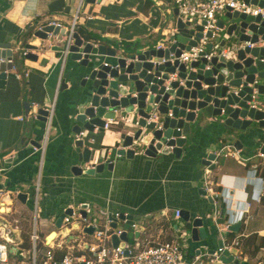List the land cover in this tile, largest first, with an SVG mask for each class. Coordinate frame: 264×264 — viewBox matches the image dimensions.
Segmentation results:
<instances>
[{
    "label": "crops",
    "instance_id": "crops-1",
    "mask_svg": "<svg viewBox=\"0 0 264 264\" xmlns=\"http://www.w3.org/2000/svg\"><path fill=\"white\" fill-rule=\"evenodd\" d=\"M146 1L0 0V45L9 44L14 51L27 45L38 48L32 52L36 61L21 58L6 73L7 80H0V167L4 169L0 173V188L9 192L8 197L0 200V221L10 220L19 228L12 236L10 264H21L18 248L22 249L24 237L31 231L30 226L29 232H24L22 222L30 219L32 223L30 206L36 186H41L44 194L41 216L50 221L45 234L52 230L50 223L54 218H60L66 208L77 204L112 212L130 211L140 220L159 219L163 212L173 217L179 209L194 217H213L215 227L211 231L216 228L218 236L212 238L206 250H216L218 240H238L240 246L234 251L236 264H264V197L260 202L251 199L253 190L264 187V183L255 182L254 165L259 163L245 165L236 158L224 157L211 172L201 164L207 155L219 152L222 143L234 147L221 127L208 123L204 129H196L192 137L187 136L180 159L171 154L157 158L137 155L115 164L113 172L104 171L94 177L79 176L73 171L76 166L88 167L79 163L73 133L76 106L85 92L81 87L84 75L74 62L68 60L64 69L55 51L48 47L40 49L44 43L33 37V32L37 26L51 21L68 26L80 10L78 29L101 39L96 42L105 47L118 53L124 45L151 48L163 33H168L174 11L166 16L151 0L152 6L146 9ZM102 61L111 60L104 57ZM24 72L28 73L24 79L17 77ZM62 76L67 88L54 94L55 114L44 148L46 123L26 115L24 104H31L30 112L47 108L54 100L49 99L46 88L56 90ZM118 134L110 130L89 135L90 147L96 153L94 162L105 160L107 150L115 153L120 141ZM32 141L43 147L31 146ZM199 173L202 177L197 176ZM201 189L211 192L204 197L199 193ZM18 192L28 195L25 203L15 196ZM207 197H216L212 198L214 204ZM221 208L226 210L224 218ZM232 226L235 229L230 232ZM169 235L174 237L173 233ZM184 250L191 257L195 247L187 244ZM22 253L27 255L25 249Z\"/></svg>",
    "mask_w": 264,
    "mask_h": 264
},
{
    "label": "water",
    "instance_id": "water-1",
    "mask_svg": "<svg viewBox=\"0 0 264 264\" xmlns=\"http://www.w3.org/2000/svg\"><path fill=\"white\" fill-rule=\"evenodd\" d=\"M170 1L167 0V2ZM249 1L245 0L246 3ZM252 4L263 7L264 0H260L259 3L254 0ZM174 14L177 15L178 12L174 11ZM233 20H238V22L231 23ZM260 22V17L254 18L229 12L226 19L219 23V26L220 28L227 27V35H232L233 32L240 34L246 29H250L254 32L252 39L241 35L239 40L258 43L260 37L264 39V22L259 27L257 24ZM177 27L180 31L177 45L165 51L144 50L145 48L140 45L133 47L124 45L119 49L124 52L125 58H116V49L107 48L102 44L95 47L94 42L102 41L99 38L86 40L78 34L75 36L69 60L74 62L79 70H82L84 77L81 87L85 90L76 106L73 128L75 136H78L83 130L92 134L96 127L104 133V119H114L115 111L134 113L140 118V129L133 136L120 135V141L114 148V160H110L107 164H98L95 168L82 169L80 166H76L73 168L76 175L94 177L104 171L113 172L115 164L126 159H133L137 150L143 151L139 155L149 158L171 154L176 159H180L188 141L187 136L192 133L193 124H196V129L200 128L199 118L203 113L207 114L210 125L212 123V125L224 129L226 139L234 143L235 149L245 151L256 163L264 162V158L259 156L260 154L264 156V47L247 49L246 53L241 51L237 63L222 61L221 64H217V59L213 58L211 64L214 69L209 72H202L206 61L191 64V68H199L197 74L194 72L187 74L186 67L179 65L177 61L174 66L169 62L162 66H155L154 63H160L163 59L169 60L171 54L179 57L182 50H189V47L194 46L200 37V34H195V30L190 29L189 24L184 25L178 21ZM202 30V26L196 28L197 32ZM48 33L56 35L58 29L47 26L43 31L36 32L35 38L46 41ZM193 35H195V41H191L189 47L186 48L187 40ZM27 48L33 51L37 50L32 45H27ZM210 48L209 46L208 49ZM128 49L131 50L129 55L126 52ZM58 50H60L58 47L54 48V51ZM246 54L252 57L246 58ZM104 57L111 59V65L108 67L103 64ZM127 58L131 60L129 64H127ZM20 59L19 52L14 51L9 44L0 45V80H7L6 73L13 70L15 63L20 62ZM24 59L36 61L37 56L29 53ZM177 68L179 69V78L186 80V89L179 87V83H172L170 89L165 91L162 87L164 82L169 79L170 74L175 73ZM213 75L217 76V79H214ZM195 80L199 82L193 84ZM202 83L208 85L206 90H202ZM224 83L227 86H223ZM214 85L217 86L214 87ZM192 86H194V90H190ZM66 88V83H63L62 90ZM233 88L240 89L238 94L232 92ZM46 91L52 101L55 89L47 87ZM253 103H257L259 107L251 108L250 104ZM154 104L159 105L157 112L160 118L158 122L147 125L146 120L154 112ZM24 108L28 115L31 104L26 102ZM47 115L48 112L41 108L38 110L37 120L46 122ZM210 118L213 119L212 122L209 120ZM183 135L186 136L184 139L181 138ZM134 141L138 143L137 150L129 148ZM30 144L38 149L41 148V145L35 141ZM74 144L78 150L81 165H87L94 160L96 153L90 147L89 140H75ZM215 160V153H211L202 160L201 164L213 171L216 169V165H211V163ZM197 176L202 177V174L199 173ZM199 193L204 197L207 196L205 189H201ZM27 198L28 195L23 192L17 196V199L23 203ZM207 198L214 204L212 198ZM83 207L87 208V205H83ZM225 212L226 210L221 208L222 218H224ZM61 218L63 215L58 219L57 226L60 225ZM181 219L189 234L187 244L195 248L207 247L212 238L218 236L216 228L211 231L215 225L213 217L210 215L194 217L188 211H182ZM234 229L232 226L229 231ZM87 232L91 233L92 229ZM122 239L126 240V236H123ZM113 243L117 245L118 239L114 238ZM217 244L218 248L223 247L222 240H218ZM184 253L186 256L189 254L185 250ZM198 253H200L199 250ZM209 253H214V250H209ZM222 259L225 264H230L233 262L234 256L225 251Z\"/></svg>",
    "mask_w": 264,
    "mask_h": 264
},
{
    "label": "built area",
    "instance_id": "built-area-1",
    "mask_svg": "<svg viewBox=\"0 0 264 264\" xmlns=\"http://www.w3.org/2000/svg\"><path fill=\"white\" fill-rule=\"evenodd\" d=\"M157 8L161 9L165 4L173 7V9L167 10L166 14H172V11H177V15H172L170 29L168 33H163V37L156 42L151 48H145L144 50H168L172 46L177 45L178 36L180 31L177 27L178 21H181L184 25H190V29L195 30V34H200L199 39L194 46H190L191 41H195V35L187 40L185 44L186 48L181 51L179 57L175 54H171L169 60L163 59L160 63H154L155 66H162L166 63H170L174 66L177 61L179 65H184L187 69V74L190 72L198 73L199 68H191L192 63L206 61V65L202 72H209L214 69L211 64L213 58L217 59V64L224 62H239L238 57L241 51L245 52L247 49H254L256 47H264V39L259 38L258 43H252L249 41H240L241 35L248 36L250 39L254 36V32L250 29H246L244 32L237 34L233 32L232 35L226 34L227 27L220 28L219 23L226 19L227 14L230 12L239 13L240 15L252 16L254 18L260 17L261 22L257 26H261L264 22V6L252 4L250 0L246 3L245 0H151ZM259 3L260 0H257ZM80 10L72 19L68 26H64L59 21H51L47 24H41L37 26L33 32L35 33L43 31L45 27L51 26L57 28L58 33L53 35L48 33V39L41 41L44 43L42 48L45 47L54 51L55 47L60 50L55 51L58 54L59 61L62 67L65 69L67 61L71 56V48L75 42V36L78 32ZM202 26L203 30L196 31V28ZM81 36V35H80ZM83 39V37L81 36ZM224 43V45H222ZM95 47L100 45L99 42H94ZM211 47L208 49V47ZM38 50V48H37ZM35 50V51H37ZM19 55L24 59L29 53L34 52L28 48L22 47L19 50ZM126 55L122 50L117 51L116 58H125ZM252 56L246 54V58ZM111 60V59H110ZM111 62V61H110ZM110 62H104V66L108 67ZM131 62L130 58H127V64ZM152 62V61H151ZM164 74V73H161ZM219 74V73H218ZM28 75L24 72L21 75H17L18 78L24 79ZM179 69L177 68L175 73L169 75V79L164 82L163 88L165 91L170 89L172 83H179V87L186 89V80L179 78ZM214 79L217 76L213 75ZM161 80V78H158ZM63 76L60 78L58 87L55 90V95L60 91L64 82ZM199 82L193 81V84ZM202 90H206L208 85L204 83ZM217 85H214L216 87ZM223 86H227L226 83ZM194 86L190 90H194ZM240 89L233 88L232 92L238 94ZM54 95V96H55ZM56 97V96H55ZM54 100V99H53ZM56 100H54L47 108H44L48 115L46 117V137L44 140V148L47 144V137L53 122L55 114ZM154 112L146 120V124L150 125L154 122H158L160 115L157 112L159 108L158 104H154ZM251 108L259 107L257 103L250 104ZM37 120L38 110H33L29 113ZM171 116V114H170ZM139 117L137 114H129L124 111H115L114 119L105 120L103 127L104 132L115 130L121 134L133 136L134 133L140 129ZM211 122L212 118L209 119ZM100 132L99 128H95L94 133ZM92 133V134H94ZM87 131H82L76 140H89ZM186 136H182L184 139ZM90 141V140H89ZM91 142V141H90ZM41 145V148L43 147ZM138 143L133 142V145L129 148L137 150ZM120 148V147H119ZM117 148V149H119ZM172 149V148H171ZM115 150V149H114ZM140 150L136 151V156L142 154ZM216 160L211 165L218 164V160L224 157H232L241 160L245 165L253 164L254 161L249 156L245 155L241 150L235 149L229 143H222V147L219 152L215 153ZM245 157H244V156ZM260 158H264L263 155H259ZM115 153L112 154L111 150H107V158L102 162L91 161L87 164V168H95L98 164H107L110 160H114ZM208 172H211L206 167ZM4 171L0 167V173ZM254 171L256 173L255 182L264 183V163L254 165ZM255 185V184H254ZM253 185V186H254ZM255 188V186H254ZM211 192V190H206ZM20 192L16 193L17 197ZM9 192L4 188H0V200L8 197ZM41 194V186H36L34 190V198L32 200L34 215L32 217L31 231H30V243L31 249L27 251V255L22 253V249L18 248V253L26 257V261L21 264H225L223 262V255L225 251H228L230 255L234 256V260L230 264H236V256L234 251L240 246L238 240L231 242L223 241V247L214 250V253H209L206 247L195 248L194 254L189 257L184 253L185 242L189 239V234L185 230V223L181 219L182 211L175 210L174 216L171 217L168 212H163L161 218H146V220L137 219L130 211H116L98 210L89 204H77L76 206H69L62 213L60 225L57 226V218L51 221L50 225L52 230L43 235L38 231V218H39V201ZM215 196V195H214ZM216 197L217 194H216ZM216 197L214 200H216ZM264 197V187L258 190H253L251 194L252 201L260 202ZM2 203L0 201V207ZM83 205H87L84 208ZM250 206V202H248ZM70 211V213H69ZM61 215V216H62ZM249 213H245V218H248ZM60 216V217H61ZM114 225V226H113ZM174 225V228H173ZM92 229L89 233L87 230ZM19 228L14 226L10 220L2 219L0 221V264H10V247L12 245V236L18 232ZM173 233V238H169V234ZM54 238H51L52 235ZM131 235V238H129ZM137 235V236H136ZM126 236V240L122 239ZM118 239V244L114 245L113 239ZM200 253L197 254V251Z\"/></svg>",
    "mask_w": 264,
    "mask_h": 264
},
{
    "label": "rangeland",
    "instance_id": "rangeland-1",
    "mask_svg": "<svg viewBox=\"0 0 264 264\" xmlns=\"http://www.w3.org/2000/svg\"><path fill=\"white\" fill-rule=\"evenodd\" d=\"M171 8L173 9V7L171 6H167L166 4L164 6L161 7L160 10H162V12L166 15V9L167 8ZM167 16V15H166ZM238 20H233L231 23H237ZM229 24V23H228ZM127 55L131 54V50L128 49L127 51ZM199 122H200V125H199V129H204L205 127L208 126V116L207 114L203 113L200 118H199ZM196 124H193L192 126V133L190 135H188V137H192V135H194L196 133V127H195ZM92 134H90L91 136ZM118 136L120 137V135L118 134ZM90 138V137H89ZM88 143V142H87ZM44 194L43 192L40 194V202H39V218H38V231L42 234H45L47 232V228H48V225H49V222L48 219L44 218L42 215L43 213V203H44ZM75 206V205H74ZM31 214H32V217L34 215V208H33V203H31ZM31 226V222H30V219H24V221L22 222V227L24 228V232H29V228ZM50 228H53V227H50ZM184 247L187 246V244L184 242L183 243Z\"/></svg>",
    "mask_w": 264,
    "mask_h": 264
},
{
    "label": "trees",
    "instance_id": "trees-1",
    "mask_svg": "<svg viewBox=\"0 0 264 264\" xmlns=\"http://www.w3.org/2000/svg\"><path fill=\"white\" fill-rule=\"evenodd\" d=\"M152 6V2L150 1V0H147L146 1V5H145V8L146 9H149L150 7ZM78 32H79V34L83 37V38H85L86 40H90V39H92V38H96L97 39V37H93L92 35H90V33H88L85 29H83V28H80V29H78ZM27 35H31V31H29L28 32V34ZM25 83V82H24ZM22 249L24 250H26V251H29L30 249H31V243H30V232H29V235H25V237H24V243L22 244ZM19 256L21 257V259H19L18 261L19 262H22V261H26L27 259H26V257H23V256H21L20 254H19ZM13 256L12 255H10L9 256V259H11ZM23 259V260H22Z\"/></svg>",
    "mask_w": 264,
    "mask_h": 264
},
{
    "label": "bare ground",
    "instance_id": "bare-ground-1",
    "mask_svg": "<svg viewBox=\"0 0 264 264\" xmlns=\"http://www.w3.org/2000/svg\"><path fill=\"white\" fill-rule=\"evenodd\" d=\"M54 236H55V235L53 234V235L51 236V238H54Z\"/></svg>",
    "mask_w": 264,
    "mask_h": 264
}]
</instances>
